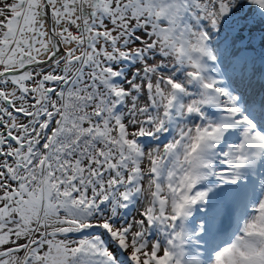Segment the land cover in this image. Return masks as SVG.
Segmentation results:
<instances>
[{"label":"snow or ice","instance_id":"obj_1","mask_svg":"<svg viewBox=\"0 0 264 264\" xmlns=\"http://www.w3.org/2000/svg\"><path fill=\"white\" fill-rule=\"evenodd\" d=\"M0 264H264V0H0Z\"/></svg>","mask_w":264,"mask_h":264}]
</instances>
